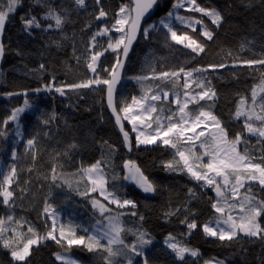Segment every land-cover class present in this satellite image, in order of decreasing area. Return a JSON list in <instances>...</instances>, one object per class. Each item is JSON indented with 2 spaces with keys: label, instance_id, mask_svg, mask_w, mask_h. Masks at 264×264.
<instances>
[{
  "label": "trees",
  "instance_id": "obj_1",
  "mask_svg": "<svg viewBox=\"0 0 264 264\" xmlns=\"http://www.w3.org/2000/svg\"><path fill=\"white\" fill-rule=\"evenodd\" d=\"M128 2L129 0H100L97 4L96 0H85V6L81 7L74 0H41L39 3L37 0H22V5L10 14L5 36L6 58L0 94V132L5 133L0 136L3 145L0 175L2 170L10 171L11 166L15 165L17 177L11 185L14 197L10 205L0 202V217L11 215L14 220L26 221L24 232L30 224L43 236L48 231L45 224L47 218L43 215L47 201L59 214L61 223L71 222L81 226L77 228V234L84 235L83 228L91 231L97 219H100L91 200L103 198L98 193H91L87 197L78 194L73 190L77 187L75 182L72 188L67 185L58 187L60 181L52 183L50 170L53 164L62 165L58 167V172L71 179L82 167L103 159L108 165L105 171L108 173L109 190L115 187L121 199L126 198L135 203L134 208L129 205L124 209H116L112 205L113 211L123 213L126 228L147 232L146 238L152 240L143 250L151 249L163 255L167 264H204L214 257L225 259L227 264H264V239L238 234L231 241H221L217 237L205 235L202 225L219 215L212 208L216 199L211 188L202 187L201 182L193 179L187 172L169 171L164 167L173 158L172 148L161 143L137 146L135 133H132L131 150L125 146L123 135L107 107L105 85L78 90L65 89L63 96L54 89L44 90V86L49 83L61 86L94 77L87 68L91 54L103 51L107 48L109 35L115 38L119 33L113 31L108 35L96 36L95 46L92 37L104 25H112L121 5ZM159 2L156 14L144 27L158 21L172 9L176 0ZM183 2L185 7L174 10L175 15L202 18L213 31L214 37L207 41L200 36L199 33L203 30L201 25H196L197 31L192 32L186 25L173 20L174 27L178 34L187 32L205 43L206 51L192 59L190 50L182 45L167 41L166 46V30L151 32L147 39L142 34L134 52L129 56L118 93L117 107L119 109L125 101L141 94L135 77L148 73L149 62H154L157 71L223 63L226 67L205 73L216 91L212 111L226 127L230 138L237 132L246 137V143L239 146L241 152L247 148L251 154L259 157L264 151V142H258L256 136L245 132L243 118L234 119V113L241 97L250 99L253 86L259 84L261 73L264 72V65L249 67L240 63L244 60L264 59V0H197L201 7L215 8L222 14L224 19L219 27L213 25L208 17L189 11L187 0ZM49 7L64 18L61 28L55 27L54 20L45 18ZM101 8L108 13V19L103 22L96 18ZM26 15L36 16L41 26L25 29L21 17ZM49 24L52 27L49 28ZM115 60L116 54L111 50L101 56L97 66V73L101 78H110L109 72ZM41 65H44L43 69L40 68ZM36 89L41 91L37 92ZM25 100L31 107L26 108L17 121H9L4 126L2 122L14 109L23 107ZM201 104L205 102L201 101ZM168 107L175 110L176 105L170 104ZM43 120L48 123H43ZM127 127L132 130L128 122ZM32 138H35L36 144L34 148H29L27 141ZM71 145L75 147H70ZM13 151L16 152L15 159L12 157ZM33 154L36 156L35 160ZM128 160L141 166L153 182L155 192L145 193L138 186L126 183L123 179V165ZM113 175L117 177L115 180L112 179ZM251 185L252 193L258 199H264V189L257 182H251ZM79 188L81 192L84 191L83 184ZM189 189L193 194L189 193ZM2 199L0 197V201ZM173 212L174 215H166ZM185 217L189 222L195 220L198 225L190 235H187L189 230L186 224L181 223ZM259 222L264 227V215L259 218ZM47 223L50 225L49 220ZM10 226L16 227L15 223ZM169 234L185 246L197 248L200 255H188L185 261L177 260L172 250L163 243ZM6 235L11 236V233ZM124 238L128 244L135 241V236L131 233H126ZM58 252L71 253L88 264H104L103 257L98 252H89L83 246H73L68 250L50 239L33 246L26 264H61L54 255ZM116 259L119 264H127L123 257ZM139 259L140 256H133V264ZM0 264H17L12 260L10 251L2 245Z\"/></svg>",
  "mask_w": 264,
  "mask_h": 264
},
{
  "label": "snow or ice",
  "instance_id": "obj_2",
  "mask_svg": "<svg viewBox=\"0 0 264 264\" xmlns=\"http://www.w3.org/2000/svg\"><path fill=\"white\" fill-rule=\"evenodd\" d=\"M41 0H37V3ZM76 5L85 6V0H74ZM99 4L100 0H96ZM190 6L189 11L200 13L202 17H208L211 23L219 27L224 17L215 8L209 9L201 7L197 0H187ZM22 5V0H0V33H3L6 23L11 13H14L18 6ZM158 5V0H129L127 4L121 5L116 13L114 23L108 27L105 26L98 31L93 37V46H95L96 36L108 35L111 32L119 33L113 38L109 35L107 48L103 51L93 52L87 63V68L94 74L93 78L73 84H63L56 86L53 83L46 84L44 90L52 91L53 89L65 95V89L78 90L91 88L93 85H105L107 87V103L115 116V122L119 127L125 146L131 150V141L129 132L124 129L123 121L132 125V131L136 133V144L147 145L161 143L174 150L172 160L165 163L164 167L169 171H185L193 179L203 182L202 187H212L216 194V200L212 208L219 215L213 221L210 220L202 225V231L207 236L217 237L224 241L233 240L239 233L248 237H259L264 239V227L261 226L259 219L264 215V199L257 200L252 193L250 182H257L261 189H264V151L259 157L251 154L247 148L243 152L239 146L246 143V137L237 132L234 137L228 136V131L222 125L220 119L214 114L212 108L216 98V91L212 87L211 79L205 75L209 70L215 71L218 68L226 67L225 64H209L206 67L198 66L186 69L181 66L175 70L157 71L154 62H149L147 67L148 73L135 77L140 85L141 94L131 97L130 101H125L117 110L114 102L115 85L120 79V70L123 68V60L127 58L133 42L137 39L138 34L142 32L147 39L151 32L165 31L166 46L167 41L174 42L176 45H182L189 49L192 59H195L206 51L205 43L198 38L189 35L187 32L178 34L175 29L173 20L179 21L186 25L192 32H196V25L202 26L200 36L210 41L214 37L213 31L204 23L202 18L184 17L175 15L174 10L185 7L183 0H176L172 4V9L161 16L158 21L141 27L142 21L150 13L154 12ZM107 12L100 9L97 19L106 17ZM46 19L55 21V27L61 28L64 18L56 10L49 7L45 16ZM21 21L25 29L40 27L36 16H22ZM48 27H52L51 24ZM243 47V45H242ZM111 50L116 54L115 64L109 72V79H103L97 73V62L105 52ZM4 45L0 43V57L4 55ZM231 55V53H228ZM240 63L252 67L254 65H264V59L244 60ZM41 69L44 65L40 66ZM105 71H108L105 69ZM55 79V78H53ZM159 83H156V82ZM39 92L41 89H36ZM11 95V94H9ZM172 97V99H170ZM204 101L205 104H201ZM213 102L211 104L207 102ZM175 104L173 110L168 107ZM193 105L196 107L190 108ZM31 107L27 100L24 106L14 109L10 116L2 123L6 126L9 121H17L20 114L26 108ZM243 118V129L249 135L256 136L258 142H264V72L261 73L259 84L254 85L251 90L250 103L247 97H241L234 119ZM47 124V120H43ZM19 134V133H17ZM5 133L0 132V136ZM107 143V142H105ZM35 138L28 139L29 148H34ZM70 147H75L71 145ZM111 148V146H109ZM66 154V153H65ZM13 159L16 158V152H12ZM36 159L33 154V160ZM259 160V162H257ZM106 160H98L88 167H82L74 173L72 178L65 177L62 172H58V167L62 165L53 164L50 170V180L56 184L60 181L61 185L73 187V182L77 185L75 190L82 196H89L91 193H98L103 198H93L91 203L98 210L101 219H97L96 225L90 231L83 228L84 235L77 234L79 225L71 222L64 224L59 222V214L55 208L45 201L43 215L47 218L45 221L48 231L41 236L39 232L30 224L27 231L24 232V225L27 223L23 220H14V217H0V245L10 251L13 261L17 264H26L32 253L33 246H38L43 240H53L61 247L70 250L73 246H83L89 252H98L102 255L104 264H119L116 258L123 257L127 264H133V256H143L145 245L152 243L148 233L144 231H133L124 226L121 216L122 212H114L112 205L116 209H124L135 203L129 199H121L117 195V190L113 187L109 190L108 173ZM123 168L125 175L123 179L134 183L145 193L155 192L152 181L141 171L139 166L131 160L125 161ZM31 171V169H29ZM17 177V168L12 165L8 173L3 174V181L0 182V197L4 205H10L14 197L11 185ZM117 177L112 176L115 180ZM84 185V191H80L79 185ZM241 189H245L241 194ZM26 191V189H21ZM189 193L192 190L189 189ZM106 202V203H105ZM179 211V209H177ZM135 215V213H132ZM167 213L166 215H174ZM142 220L143 217L141 216ZM51 224L48 225L47 221ZM15 223L16 227L10 225ZM186 224L189 232L198 227L195 220L189 222L187 217L181 221ZM11 233V236L6 235ZM131 233L135 236V241L131 244L125 242V234ZM165 243L179 261H185L186 255L198 257L199 251L189 248L180 242L171 234L165 239ZM55 258L61 261V264H79V261L68 254H54ZM144 264H148L145 258ZM205 264H224L220 260H209Z\"/></svg>",
  "mask_w": 264,
  "mask_h": 264
},
{
  "label": "water",
  "instance_id": "obj_3",
  "mask_svg": "<svg viewBox=\"0 0 264 264\" xmlns=\"http://www.w3.org/2000/svg\"><path fill=\"white\" fill-rule=\"evenodd\" d=\"M159 3H160V2H159V0H158V5H157L155 11L152 12V13H150L147 17H145V20L142 21V24H141V27H142V28L144 27L145 23H146L149 19H151V18L156 14V12H157V10H158V8H159ZM107 19H108V15H107L106 17H102V18L98 19V21H99V22H103V21H106ZM7 26H8V22L6 23V26H5V29H4L3 33H0V43H3V45H4V49H5V36H6ZM141 35H142V32H141L140 34H138L137 39H136V40L133 42V44L131 45V48H130V50H129V53H128L127 58H124V60H123V68L120 70V79H119V81L116 83V85H115V90H114V102H115L116 106H117V99H118L119 89H120L121 84H122L123 79H124L125 70H126V67H127V63H128L129 56H130V55L133 53V51L135 50V48H136V46H137V43L139 42V40H140V38H141ZM5 58H6V49H5V51H4V55H3V57H0V94H1V89H2V74H3V64H4V61H5ZM106 103H107V89H106ZM107 107H108V110H109V112L111 113V115H112V117H113V119H114V121H115V116L113 115L111 108H109L108 103H107ZM117 110H119L118 107H117ZM115 124H116V122H115ZM123 124H124V129H126V123H125V121H123ZM116 126H117V124H116ZM117 128L119 129L118 126H117ZM119 130H120V129H119ZM2 147H3V145H2V141H1V139H0V155H1V153H2ZM137 165L139 166V168L141 169V171L144 173V171H143V169L141 168V166H140L139 164H137ZM123 169H124V168H123ZM124 172H125V170H124ZM144 174H145V173H144ZM145 175H146V174H145ZM146 176H147V175H146ZM147 177H148V176H147ZM148 179H149V178H148ZM149 180H150V179H149ZM126 183L129 184V185H133V184H134V183L129 182V181H126ZM134 185H135V184H134ZM212 194H213L214 198L216 199V194H215V191L213 190V188H212Z\"/></svg>",
  "mask_w": 264,
  "mask_h": 264
},
{
  "label": "rangeland",
  "instance_id": "obj_4",
  "mask_svg": "<svg viewBox=\"0 0 264 264\" xmlns=\"http://www.w3.org/2000/svg\"><path fill=\"white\" fill-rule=\"evenodd\" d=\"M177 9H175V11H176ZM110 25L111 24H106V25H104L103 26V28L105 27V26H108V27H110ZM102 28V29H103ZM134 52V51H133ZM101 58V57H100ZM100 60V59H99ZM98 64H99V61L97 62V66H98ZM126 82H128V78L126 79ZM249 100V103H250V99H248ZM127 122V121H126ZM132 126V125H131ZM132 133H135V132H133L132 130H129V137H130V141H131V138H132ZM136 134V133H135ZM159 143V142H158ZM157 144V143H156ZM1 169V168H0ZM9 171H6V172H3V170H2V175H0V182H2L3 181V174H5V173H8ZM200 183V182H199ZM202 183L203 182H201V185H202ZM251 183V182H250ZM206 187V186H205ZM209 188H211V190H212V187H209ZM11 190V189H10ZM244 193V189H241V194H243ZM256 197V196H255ZM2 198V197H1ZM256 199L257 200H259L257 197H256ZM99 200H101L102 202H104L102 199H99ZM53 206V205H52ZM100 219H101V217H100ZM259 219V218H258ZM58 220H59V217H58ZM121 220H122V222H123V219H122V216H121ZM215 220V219H214ZM214 220H212L213 221V225L212 226H215L214 225ZM59 222H61L60 220H59ZM49 223L51 224V221L49 220ZM96 225V224H95ZM239 234H243V233H239ZM173 236V235H172ZM175 237V236H174ZM176 238V237H175ZM176 241H178V242H180L181 244H183L179 239H177L176 238ZM163 243L166 245V243H165V240L163 241ZM184 245V244H183ZM167 246V245H166ZM187 247H189V248H192V249H196V250H198L197 248H194V247H190V246H187ZM199 251V250H198ZM58 253H60V254H62V255H64V254H68V255H71L74 259H76L77 261H79V264H88V263H86V262H84V261H82V260H80L79 258H77L76 256H74L73 254H71V253H67V252H58ZM143 253H144V255L143 256H140V259H139V261L136 263V264H144V260H145V258L147 259V261H148V264H167L166 263V259H165V257L163 256V255H161V254H159V253H156V252H153V251H151V249H147V250H143ZM200 253V252H199ZM186 256H188V255H186ZM190 256V255H189ZM213 259H215V260H220V261H223L224 262V264H227V261L225 260V259H222V258H218V257H214V258H212V259H209V260H213ZM209 260H207V261H209ZM205 264V263H204Z\"/></svg>",
  "mask_w": 264,
  "mask_h": 264
},
{
  "label": "clouds",
  "instance_id": "obj_5",
  "mask_svg": "<svg viewBox=\"0 0 264 264\" xmlns=\"http://www.w3.org/2000/svg\"><path fill=\"white\" fill-rule=\"evenodd\" d=\"M125 76V75H124ZM124 80V79H123ZM122 85V84H121ZM125 123H126V129L125 130H127L128 132H129V128L127 127V122L125 121Z\"/></svg>",
  "mask_w": 264,
  "mask_h": 264
},
{
  "label": "flooded vegetation",
  "instance_id": "obj_6",
  "mask_svg": "<svg viewBox=\"0 0 264 264\" xmlns=\"http://www.w3.org/2000/svg\"><path fill=\"white\" fill-rule=\"evenodd\" d=\"M127 130H128V129H127ZM127 130H126V131H127Z\"/></svg>",
  "mask_w": 264,
  "mask_h": 264
}]
</instances>
